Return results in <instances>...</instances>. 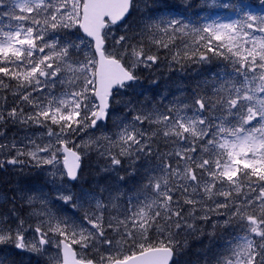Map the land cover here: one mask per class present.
Instances as JSON below:
<instances>
[{
	"label": "snow or ice",
	"instance_id": "1",
	"mask_svg": "<svg viewBox=\"0 0 264 264\" xmlns=\"http://www.w3.org/2000/svg\"><path fill=\"white\" fill-rule=\"evenodd\" d=\"M220 6L235 18L190 26L145 0L133 25L137 0H0V137L24 132L0 141V169L38 180L11 200L35 227L13 207L0 245H50L55 264H175L202 221L224 240L213 264H264V0ZM162 60L218 70L190 94H137ZM92 152L114 186L78 187Z\"/></svg>",
	"mask_w": 264,
	"mask_h": 264
},
{
	"label": "trees",
	"instance_id": "2",
	"mask_svg": "<svg viewBox=\"0 0 264 264\" xmlns=\"http://www.w3.org/2000/svg\"><path fill=\"white\" fill-rule=\"evenodd\" d=\"M152 2L153 0H151V3ZM160 7L162 9L172 10L170 4L168 3H163L162 6ZM224 10L226 11H222L220 12V14L228 13V12L234 13L227 9ZM143 14H144L143 10L138 9V5H137L136 9L132 12L131 17L129 18V23L134 25L137 21H139L141 15ZM164 66L167 67L166 64H164ZM192 66L185 67L184 69L178 67L176 68L178 74H173V72L169 71L168 74L163 75L166 76L164 78H157L153 71L147 73L145 72L146 70H142L141 72L142 78L139 83L140 85H142L143 89L142 92L139 90L137 94L143 93L149 97L157 96V94H160V95H168L169 98H171L173 94H178L179 90H183L186 94H190L192 86L196 83L198 79L202 78L204 75L208 74L209 72L218 70V64L216 63L212 65H205L203 67L199 65H192ZM153 80H155V83H153ZM165 85H169V88L165 89L161 93L149 91V88L157 89ZM157 98H159V96H157ZM13 99H14L13 97L9 98L8 107H12ZM107 163H108L107 161H104L97 157L91 158L90 159L91 167H89L88 172L83 170L82 180L88 181L90 179L95 178V180L99 184V187L94 189H101L102 187L112 186V181L109 180L111 179L110 177L111 172H106L103 170L107 165ZM126 166L127 165H125V167ZM86 168L87 166H84V169ZM25 171L22 174L20 171L14 170V166L8 165L7 169L0 170V177H1L0 185H2L3 187L6 186L5 185L6 178L12 177L11 175L13 174L24 175ZM119 175H124V171L121 170L119 172ZM11 181L14 182L15 179L12 178ZM3 197L5 196L0 191V214H8L10 213V210L13 207H15L16 212L19 213L21 217H23L22 214L26 211V209L23 207L21 202L16 200L17 202L14 205L9 204L11 203V199L9 202H7L6 199L5 200L2 199ZM10 223L15 224V220L11 219ZM197 223L199 225H203V233L197 234L195 236H189L187 238V245L183 247L181 253L178 256H176L175 264H179L178 260L183 262L184 264H205L206 260L208 264H213V260L214 257L217 255L218 249H220L223 246L224 240L221 238V234L219 232H217L215 235H210V233L212 232L211 222L204 224V222L198 221ZM224 235H227V232H225ZM179 239L183 241L184 237L181 236L179 237ZM10 247L11 245H0V257L6 258V264H44L46 260L37 256L36 254H34L33 257H29L28 259H26L23 253L21 254L18 251V249L12 247L10 248ZM12 254H18L23 258L19 257V259H16L12 256ZM11 260H17V261L15 263H12Z\"/></svg>",
	"mask_w": 264,
	"mask_h": 264
},
{
	"label": "rangeland",
	"instance_id": "3",
	"mask_svg": "<svg viewBox=\"0 0 264 264\" xmlns=\"http://www.w3.org/2000/svg\"><path fill=\"white\" fill-rule=\"evenodd\" d=\"M163 0H161V2H162ZM234 2H240V3H238V4H244V2L243 1H240V0H233ZM144 2H145V0H137V4H139L138 5V9H140V10H142V9H144ZM147 2L149 3V1L147 0ZM222 2H229V0H201V4L204 6L203 8L204 9H207L206 7H208V6H211L212 8H214L215 6H217L219 3H222ZM231 2V1H230ZM182 3H188L186 0H183V2ZM191 6H194V4L193 3H191V4H188V6H185V7H183V8H177L176 10H174L175 12H176V14H177V16H179V17H182V18H184V19H186V21H190V26L191 25H195L197 22H199V19L200 18H198L197 16H195V14L194 13H192L190 10L189 11H186V10H184L185 8H188V7H191ZM258 10V9H257ZM196 13H200L201 15H203V17H205L206 15L205 14H202V12L201 11H199V12H196ZM223 16H225V18H222ZM227 16H230V17H227ZM212 18V19H217V20H220V21H222V22H226V21H228L229 19H232V18H235V14H229V13H226V14H224V15H222V16H220L219 18L218 17H214V13H212L210 16H209V18ZM205 22H210V20H206V21H204V23ZM123 31V29H118L116 32H115V34L118 36L119 35V33H121ZM167 69H169L168 68V66L166 67ZM159 69H163V68H159ZM141 89V87H139V88H137V92L139 91ZM10 97H12L11 95H9V98ZM108 128L109 129H113V122H112V120H109L108 121ZM30 131H33V132H35V131H40L39 129H31ZM24 135V132L21 130V129H19L18 127H16V126H12V125H9L8 126V128H7V130H6V132H5V135L3 136V137H0V141H5V140H7V141H10L14 136L17 138V139H20V137H22ZM5 155H11V153H5V154H0V158H4L5 157ZM100 158V159H102V160H104V161H107V160H105L104 158H102V157H100V156H98L97 154H96V152H92L91 154H90V156L88 157V158H86L85 160H84V162H83V170L84 171H89V167H91V164H90V160L89 159H91V158ZM84 166H87V168L86 169H84ZM0 170H4V169H0ZM16 171H18V170H16ZM110 177H111V179H109L110 181H112V186H114L115 185V182H116V180H117V178H118V176H117V173H115V172H111V174H110ZM14 179H15V181L14 182H12L11 181V179H9V178H6V184L5 185H7V184H9L5 189H4V191L2 192L3 194H4V196L5 197H3L2 199L3 200H5L6 199V201L7 202H9L10 201V199L12 200V194H13V190L14 189H17V188H19L20 186H23V185H28V186H31V185H33V184H38V180H37V178H36V171H32L31 173H29V170L28 169H26V171H25V174L24 175H16L15 174V176H14ZM106 179H108V178H106ZM96 180H95V178L94 179H90V180H88V181H84V180H82L81 179V181H80V185H78V187H80V186H83L84 188H97V187H99V184L97 183V181L95 182ZM11 183H13V184H11ZM103 188H107V187H102L101 189H103ZM105 195H106V193H105ZM16 200H18V201H20L21 202V204L23 205V207L26 209V211L22 214L23 215V218L27 221V222H29V223H31L32 225H33V227H35V225H36V223H37V218H35V217H31L30 215H29V213H30V208H29V206L28 205H26L21 199H20V197H19V195L17 196V198H16ZM15 200V203L17 202ZM14 203V204H15ZM9 204H13L12 202L11 203H9ZM32 236H33V233L31 232V231H29V232H26L25 233V237H26V239H31L32 238ZM12 248H14L13 246H11ZM10 247V248H11ZM46 248H47V252L45 253V254H36L37 256H39V257H41V258H43V259H46L45 260V262H44V264H55V258H56V253H57V249H55L54 247H52V246H46ZM11 252V251H10ZM9 252V253H10ZM23 253V255H24V257L26 258V259H28L29 257H33V255L35 254V253H29V252H26V251H21V254ZM12 256L14 257V258H16V259H18L16 256H14L13 254H12ZM20 258H23V257H20ZM12 261V263H15L17 260H11ZM178 262H179V264H184L183 262H181V261H179L178 260Z\"/></svg>",
	"mask_w": 264,
	"mask_h": 264
},
{
	"label": "bare ground",
	"instance_id": "4",
	"mask_svg": "<svg viewBox=\"0 0 264 264\" xmlns=\"http://www.w3.org/2000/svg\"><path fill=\"white\" fill-rule=\"evenodd\" d=\"M162 62H163V60H162ZM163 69H153V70H147L146 69V71L145 72H151V71H153L154 73H155V76L157 77V78H164L163 77V75L164 74H168V70H167V68L165 67V66H163L162 67ZM170 72H173V74H178L177 73V71L176 70H171ZM169 88V85H165V86H163V87H160V88H157V89H150L149 88V91L150 92H158V93H161L162 91H164L165 89H168ZM90 160V159H89ZM12 177H10L9 179H14V174L13 175H11ZM9 184H7L6 186H2V185H0V191L1 192H3L4 191V189L8 186ZM222 242V241H221ZM14 256H16L18 259H19V257H22V256H20V255H18V254H13Z\"/></svg>",
	"mask_w": 264,
	"mask_h": 264
}]
</instances>
